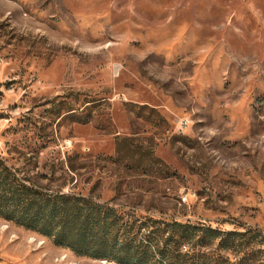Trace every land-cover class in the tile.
I'll return each mask as SVG.
<instances>
[{
  "label": "rangeland",
  "instance_id": "rangeland-1",
  "mask_svg": "<svg viewBox=\"0 0 264 264\" xmlns=\"http://www.w3.org/2000/svg\"><path fill=\"white\" fill-rule=\"evenodd\" d=\"M0 156L140 214L264 231V0H0ZM0 264L119 263L0 216Z\"/></svg>",
  "mask_w": 264,
  "mask_h": 264
},
{
  "label": "trees",
  "instance_id": "trees-1",
  "mask_svg": "<svg viewBox=\"0 0 264 264\" xmlns=\"http://www.w3.org/2000/svg\"><path fill=\"white\" fill-rule=\"evenodd\" d=\"M0 156V216L79 255L119 264H264V231L224 230L140 214L84 193L44 183Z\"/></svg>",
  "mask_w": 264,
  "mask_h": 264
},
{
  "label": "water",
  "instance_id": "water-1",
  "mask_svg": "<svg viewBox=\"0 0 264 264\" xmlns=\"http://www.w3.org/2000/svg\"><path fill=\"white\" fill-rule=\"evenodd\" d=\"M102 261H107V259H102Z\"/></svg>",
  "mask_w": 264,
  "mask_h": 264
},
{
  "label": "bare ground",
  "instance_id": "bare-ground-1",
  "mask_svg": "<svg viewBox=\"0 0 264 264\" xmlns=\"http://www.w3.org/2000/svg\"><path fill=\"white\" fill-rule=\"evenodd\" d=\"M106 262V261H105ZM111 262V261H110ZM108 263V262H107Z\"/></svg>",
  "mask_w": 264,
  "mask_h": 264
}]
</instances>
